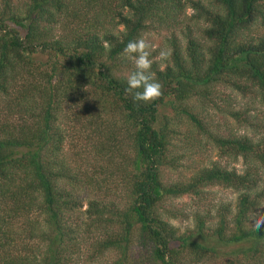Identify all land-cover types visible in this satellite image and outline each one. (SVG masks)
Returning <instances> with one entry per match:
<instances>
[{"label": "trees", "instance_id": "trees-1", "mask_svg": "<svg viewBox=\"0 0 264 264\" xmlns=\"http://www.w3.org/2000/svg\"><path fill=\"white\" fill-rule=\"evenodd\" d=\"M205 1L0 0V264H264V230H252L264 127L222 135L201 119L221 89L264 106V0ZM187 8L198 38L185 26L180 46L171 32L169 59L150 69L162 95L134 102L123 49ZM78 131L90 151L72 160ZM200 136L241 171L209 163L170 180L175 152ZM214 187L235 193L232 208L196 212L183 231L168 222L182 215L171 202Z\"/></svg>", "mask_w": 264, "mask_h": 264}, {"label": "rangeland", "instance_id": "rangeland-1", "mask_svg": "<svg viewBox=\"0 0 264 264\" xmlns=\"http://www.w3.org/2000/svg\"><path fill=\"white\" fill-rule=\"evenodd\" d=\"M22 2L23 0H11V3L16 5ZM203 4L206 5L207 2L203 0ZM195 14V11H192L189 8L185 9L183 16L179 19L181 25L176 28L168 29L166 28V25H160L154 22L150 25L148 31L144 33L142 37L146 38L150 43V53L153 54L154 52V55L150 58L151 60L160 62V66L162 67L164 61L160 60L159 52L161 50L169 52L168 41L171 39V32L176 37L180 46L184 45L182 35L185 31V26H187L188 29L198 38L197 30L199 27H202L203 24L201 20L200 22H195V19H193ZM212 100L213 104L206 106V112L201 115L202 122L211 132L222 135H226L230 132L237 135H245L248 138H254V136H257V134L261 132L262 129L260 126L263 125L264 127V106L256 98L248 96L242 97L233 91L221 89V96ZM66 110L67 108L64 112H66ZM227 111L245 113L247 121H245L244 124H238L228 115ZM163 112L168 113V110H163ZM71 114L72 113H66L68 116L66 120L68 127L74 126V123L71 121ZM79 123L80 120L76 122L77 127H73V129L77 130ZM263 132H261L260 135L263 134ZM84 136L86 137V132L81 133L78 131V135L69 136L67 138L65 150L68 151V155L72 160H76L77 155L80 157L88 155L90 151L89 145L87 144L85 149ZM194 138L196 140H193L190 146L175 152L178 159L176 160L177 164L174 167L175 171H168L170 180L186 177L195 169L208 166L209 163H215L224 168L234 169L237 172L241 171L242 165L239 159L233 160L231 157L220 154V152L209 143L205 136ZM84 150L85 153L82 155ZM180 156H182V158H180ZM260 179L261 187L264 191V171L261 172ZM234 199L235 193L228 189L218 187L205 189L200 200L196 198H182L171 202V207L180 210L182 215L170 219L168 222L180 231H183L191 228V218L194 213L198 212L201 214L203 211L208 210L210 214L213 215L215 209L219 205H225L232 208ZM83 209L84 207L82 210ZM262 211H264V203L262 205ZM235 247L236 246H233L229 249H234Z\"/></svg>", "mask_w": 264, "mask_h": 264}, {"label": "clouds", "instance_id": "clouds-1", "mask_svg": "<svg viewBox=\"0 0 264 264\" xmlns=\"http://www.w3.org/2000/svg\"><path fill=\"white\" fill-rule=\"evenodd\" d=\"M150 48L151 45L146 38L139 37L129 41L123 49L124 55L133 59L135 64V71L131 72L126 79L125 92L137 103H149L162 95V84L150 72L153 63V60L149 58ZM169 57L168 51L159 52L160 60L166 61ZM252 215V230L259 233L264 230V211H258Z\"/></svg>", "mask_w": 264, "mask_h": 264}]
</instances>
